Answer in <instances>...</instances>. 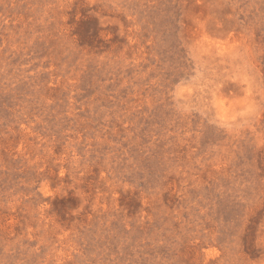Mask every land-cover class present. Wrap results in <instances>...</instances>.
Returning <instances> with one entry per match:
<instances>
[{
	"label": "rangeland",
	"instance_id": "obj_1",
	"mask_svg": "<svg viewBox=\"0 0 264 264\" xmlns=\"http://www.w3.org/2000/svg\"><path fill=\"white\" fill-rule=\"evenodd\" d=\"M0 264H264V0H0Z\"/></svg>",
	"mask_w": 264,
	"mask_h": 264
}]
</instances>
